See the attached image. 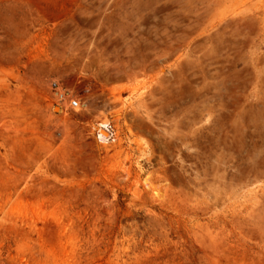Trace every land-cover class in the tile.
Returning a JSON list of instances; mask_svg holds the SVG:
<instances>
[{"label": "rangeland", "instance_id": "obj_1", "mask_svg": "<svg viewBox=\"0 0 264 264\" xmlns=\"http://www.w3.org/2000/svg\"><path fill=\"white\" fill-rule=\"evenodd\" d=\"M0 264H264V0H0Z\"/></svg>", "mask_w": 264, "mask_h": 264}, {"label": "built area", "instance_id": "obj_2", "mask_svg": "<svg viewBox=\"0 0 264 264\" xmlns=\"http://www.w3.org/2000/svg\"><path fill=\"white\" fill-rule=\"evenodd\" d=\"M53 88L57 94V99L60 102L66 103L71 109L80 108V102L78 99L71 98L68 96V92L63 91L58 85L53 84Z\"/></svg>", "mask_w": 264, "mask_h": 264}, {"label": "bare ground", "instance_id": "obj_3", "mask_svg": "<svg viewBox=\"0 0 264 264\" xmlns=\"http://www.w3.org/2000/svg\"><path fill=\"white\" fill-rule=\"evenodd\" d=\"M100 126V125H99ZM101 128H104V125H101ZM102 135H104V133L102 134ZM106 136V135H105Z\"/></svg>", "mask_w": 264, "mask_h": 264}]
</instances>
